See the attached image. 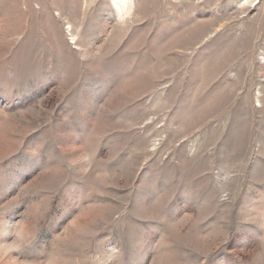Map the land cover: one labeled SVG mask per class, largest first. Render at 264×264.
I'll return each instance as SVG.
<instances>
[{"label":"rangeland","instance_id":"1","mask_svg":"<svg viewBox=\"0 0 264 264\" xmlns=\"http://www.w3.org/2000/svg\"><path fill=\"white\" fill-rule=\"evenodd\" d=\"M0 264H264V0H0Z\"/></svg>","mask_w":264,"mask_h":264},{"label":"bare ground","instance_id":"2","mask_svg":"<svg viewBox=\"0 0 264 264\" xmlns=\"http://www.w3.org/2000/svg\"><path fill=\"white\" fill-rule=\"evenodd\" d=\"M121 1V0H120Z\"/></svg>","mask_w":264,"mask_h":264}]
</instances>
